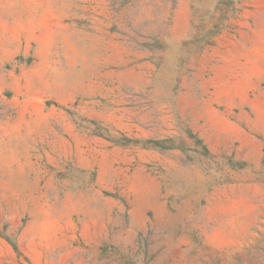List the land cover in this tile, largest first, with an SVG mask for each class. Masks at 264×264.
<instances>
[{
  "label": "rangeland",
  "instance_id": "rangeland-1",
  "mask_svg": "<svg viewBox=\"0 0 264 264\" xmlns=\"http://www.w3.org/2000/svg\"><path fill=\"white\" fill-rule=\"evenodd\" d=\"M0 264H264V0H0Z\"/></svg>",
  "mask_w": 264,
  "mask_h": 264
}]
</instances>
